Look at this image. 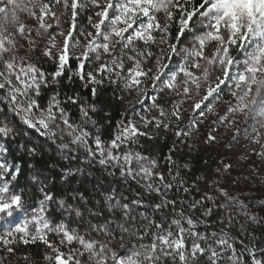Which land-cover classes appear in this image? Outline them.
I'll return each mask as SVG.
<instances>
[{"label": "snow or ice", "instance_id": "1", "mask_svg": "<svg viewBox=\"0 0 264 264\" xmlns=\"http://www.w3.org/2000/svg\"><path fill=\"white\" fill-rule=\"evenodd\" d=\"M65 78L94 99L76 91L62 100ZM105 82L129 106L107 140L92 131ZM66 105L78 106L77 120ZM205 124L204 145L230 129L229 143L248 140L246 158L264 162V0H0V221L23 213L0 230V264H37L22 251L34 246L38 264H264V196L230 191L241 181L223 158L189 182L177 155L196 150ZM161 133L173 137L162 160L132 147ZM9 144L31 161V209ZM97 168L113 177L108 189ZM92 179L98 198L72 184Z\"/></svg>", "mask_w": 264, "mask_h": 264}, {"label": "trees", "instance_id": "2", "mask_svg": "<svg viewBox=\"0 0 264 264\" xmlns=\"http://www.w3.org/2000/svg\"><path fill=\"white\" fill-rule=\"evenodd\" d=\"M175 31V29L173 30ZM40 64L42 68L45 71H52L54 66L50 62H44L40 61ZM74 67V62H73ZM60 92L62 93L61 99L63 100L64 95L72 94L76 91H79L81 93L82 99L85 101H91L94 99V97H91L89 94V89L84 88L80 86L79 81H68L65 78L64 83L59 87ZM52 94V89H43L42 90V96L45 100H47L48 96ZM101 101H103L102 104L99 105L100 108H102V111L100 112V115L93 116V119L97 121L96 128H93L92 131H96L99 129L105 140L110 138L111 131L115 123L121 118V113L124 112L126 109L124 104H119L116 102V100L113 97L112 89L105 83V85L102 87L101 90ZM70 115L72 116L73 120H77L79 117V109L78 106H72V105H66ZM107 114L110 119H105L104 116ZM128 115V113H127ZM23 128V126H19ZM33 136L35 134L33 133ZM21 139H24L23 137H17L16 142L19 143ZM172 144V137L171 136H165V134H161L159 138L155 140H147L142 138L140 143L137 145H134V147L137 150H141L144 154H151L152 156L156 157L158 160H162L163 155L168 152L169 146ZM198 147L196 150L192 152L191 155L187 153V150L183 151V154L177 153L178 156H180V162H188L189 168L186 170L188 173L191 174L189 177V182H191V179H193L197 175H201L204 173L210 174L211 169L216 167V161L218 159L215 158V153L212 151H209L207 149V146L204 144H196ZM9 148L11 149V153L9 156L10 163H16L20 166V168L24 169V174L19 177V183L17 186V190L23 189L25 193V199L28 201V207L33 208L35 207V201L39 198L38 193L36 189H34L30 183L27 181L28 176V163L31 161L29 158L24 156L22 153L18 154L16 151V148L9 144ZM48 155L56 156V152H50ZM208 161V166L205 168L203 165V161ZM115 171V169H113ZM94 174L99 180L103 181V188L108 189L110 187V184L114 182L113 177L107 176L106 174L102 173L101 170L98 168L94 170ZM132 190L135 192L142 191V189L139 187V185L135 184L134 182H130ZM73 186L81 191L85 192L86 196L90 197H99V193L95 190L96 187H99L97 184L96 179H92L91 182H86L84 184H78L75 181L72 182ZM121 190L123 191L124 195H127L131 197L133 195V191H128L126 185L120 186ZM201 189H203V185H201ZM53 191L56 192L58 196H62L65 193L64 186L62 184L57 183L55 186H53ZM171 195V194H170ZM181 197L184 196L183 193L180 194ZM179 199V197H177ZM188 199H191L192 197H185ZM198 198V197H197ZM143 209H140L142 211ZM187 211V210H186ZM191 214V213H189ZM200 213L196 212L194 214V218L196 216H199ZM59 215H56V219H59ZM212 220H215L216 217L213 216L211 218ZM219 225H211L208 228H205L203 225H198L197 230L201 232H211L213 230H218ZM257 236L261 238V241L264 242V229H258L257 230ZM232 235L234 237H239V232L235 229L232 230ZM23 252L31 251L35 255L33 256V260L39 262V253L43 251L42 247L34 246L30 249L25 248L22 249ZM23 264V262L21 263Z\"/></svg>", "mask_w": 264, "mask_h": 264}, {"label": "rangeland", "instance_id": "3", "mask_svg": "<svg viewBox=\"0 0 264 264\" xmlns=\"http://www.w3.org/2000/svg\"><path fill=\"white\" fill-rule=\"evenodd\" d=\"M87 11H83L79 16L80 25L87 27ZM67 27V24L64 25ZM55 30V29H54ZM51 63V62H50ZM107 83V82H105ZM128 99H132L129 97ZM125 108H128L127 100L124 103ZM136 110L139 111V106L136 105ZM128 117L130 119H134L139 123V118L131 114V110L128 112ZM187 120V116L185 117ZM219 127V126H217ZM207 131V124H205L201 128V136L199 140L192 141L195 144H203L202 140L204 138V134ZM163 134V133H161ZM160 134V135H161ZM231 130L230 129H221L219 135V142L215 143L212 146H207L209 151L215 153V158L220 159L223 158L225 162H229L233 165L232 176L240 179V184L238 186L230 187V191L235 193L245 192L250 193L251 195L248 197H243L246 200H250L253 198H260L264 196V162L260 161L255 157L246 158L247 149L249 147L248 140L243 138L237 142H231ZM153 135H155L153 133ZM164 135V134H163ZM171 136V134H168ZM172 137V136H171ZM173 139V137H172ZM251 147H257L256 145H251ZM259 170V177L255 179L244 180L243 177H251L254 170ZM225 187H229V185H224ZM31 209V208H29ZM23 218V213H14L13 217L8 218L6 222L0 221V230H5L9 227H13L15 222H21ZM23 261H21L22 263Z\"/></svg>", "mask_w": 264, "mask_h": 264}]
</instances>
